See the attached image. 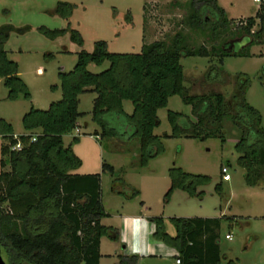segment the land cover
<instances>
[{
	"label": "trees",
	"instance_id": "obj_1",
	"mask_svg": "<svg viewBox=\"0 0 264 264\" xmlns=\"http://www.w3.org/2000/svg\"><path fill=\"white\" fill-rule=\"evenodd\" d=\"M187 5V27L207 33L208 39L225 32L232 22L216 0H188ZM257 5L253 17L237 21L231 35L239 40L211 45L209 49L202 45L188 47L185 37L176 33L166 42L142 44L137 53H109L101 40L94 41L92 50L87 52L81 49L79 33L68 24L58 30L37 29L48 40L67 34L69 42L80 50L75 53L71 70L58 72V85L51 87L59 90L60 99L50 102L45 110L29 107L21 116L23 134L13 136L10 124L0 119V255L4 253L7 264H98L100 239L118 240L115 228L100 224L108 215L101 205L99 175L69 173L80 166V160L70 146H63L62 136L73 131L77 120L85 116L77 110L82 94H94L89 116L99 132L93 131V136L116 138L122 143L136 139L140 164L161 152L153 130L159 126L156 112L166 107L168 98L178 96L182 104L191 108L195 119L190 122L182 114L167 111L166 121L174 137L203 140L213 136L223 143L220 122L228 116L238 130L233 150L236 165L244 170L245 185L264 184V129L258 112L244 101L247 79L236 85L228 101L218 93L189 96L182 86L179 64L186 57H211L220 63L224 57L248 55L246 51L251 46H264V0ZM74 7L57 2L51 14L68 21ZM27 31L26 27L0 26V79L10 101L18 93L28 101L29 94L17 77L16 64L7 59L3 44L10 33ZM103 62H108L105 70L97 74L87 71L89 65L100 66ZM123 102L131 104L130 114L123 112ZM17 142L21 149L10 151L9 147ZM5 159L9 169L1 171ZM100 168L112 173L103 163ZM168 178L165 201L178 189L191 196L195 186L208 180L175 168L168 170ZM117 181L112 182L111 192L126 199L137 196L135 190ZM116 183L124 189L123 194ZM220 190V185H215L217 194ZM146 220L154 227L152 239L174 249L178 264H219L217 232L221 219L169 218L173 236L165 233L161 216ZM117 259L119 264L137 261L135 256L117 255Z\"/></svg>",
	"mask_w": 264,
	"mask_h": 264
},
{
	"label": "rangeland",
	"instance_id": "obj_2",
	"mask_svg": "<svg viewBox=\"0 0 264 264\" xmlns=\"http://www.w3.org/2000/svg\"><path fill=\"white\" fill-rule=\"evenodd\" d=\"M219 1L227 7L226 17L232 22L225 32L211 40L207 33L200 34L187 27L188 0H0V26L28 28L24 34L10 33L4 50L7 59L16 64L17 77L29 94L28 101L20 93L15 100H8L0 79V119L10 124L14 134H22L20 119L29 107L45 110L50 102L60 99L59 90L51 87L58 85V72L71 70L80 48L69 42L67 34L54 40L46 39L37 31L39 27L58 30L68 24L79 33L83 42L81 49L87 52L92 50L94 41L101 40L109 53H137L142 44L166 42L176 33L185 37L188 47L202 45L209 49L211 45L239 40L231 35L237 21L253 17L258 7L253 0ZM57 2L75 6L68 21L51 14ZM246 53L248 55L224 57L220 63L211 57L181 58L182 86L189 96L218 93L228 101L236 85L246 78L244 101L258 112L264 128V46H252ZM48 54L50 57L46 56ZM107 67L108 62H103L100 66L89 65L87 71L97 74ZM93 97L90 93L79 97L77 110L85 113L78 121L79 133L71 131L63 135L62 144L70 146L80 160L81 165L74 173L99 175L101 200L109 214L100 220L102 226L115 228L118 214L136 212L141 203L147 216H161L165 229L171 233L173 227L168 219L172 217L219 218V264H264V184L245 185L244 170L236 165L237 155L233 150L238 130L230 117L225 116L220 122L223 143L213 136L203 140L174 137L166 121L167 111L182 114L190 122L195 119L191 108L182 104L178 96L168 98L166 107L156 112L159 126L153 130L161 152L140 164L136 139L122 143L116 138L93 136V131L99 132L89 116ZM122 109L130 114L132 106L123 102ZM84 123L88 125L83 127ZM163 134L170 137L163 138ZM73 137L77 141H72ZM6 161L1 171L9 169ZM102 163L110 167L112 173L102 171ZM224 165L228 168V182L220 181L219 168ZM171 168L208 180L195 186L191 196L178 189L165 201ZM262 176L264 180V173ZM114 180L135 190L137 196L126 199L111 192ZM217 184L221 188L218 194L214 191ZM116 185L123 194L121 185ZM225 235H230V241L224 239ZM98 252V264H119L120 246L115 241L102 237ZM1 255L7 264L4 253ZM135 264H173V260L146 258Z\"/></svg>",
	"mask_w": 264,
	"mask_h": 264
},
{
	"label": "crops",
	"instance_id": "obj_3",
	"mask_svg": "<svg viewBox=\"0 0 264 264\" xmlns=\"http://www.w3.org/2000/svg\"><path fill=\"white\" fill-rule=\"evenodd\" d=\"M216 3L218 5V7H220L223 10L225 17H226L227 7L224 5V3H221L219 0H216ZM226 18L228 20H232L228 17H226ZM3 50H4V44H3ZM79 97H78V105H79ZM80 119L77 120L76 128L73 130V131H75L76 134H78L79 130H80V126L78 123V121ZM87 125H88L87 123H84L83 127H86ZM12 134H13V136L19 135V134H14L13 131H12ZM80 165H81V163H80ZM73 171L74 170L69 171V173L70 174H78V173H74ZM78 175H84V174H78ZM220 181H221V179H220ZM100 200H101V196H100ZM101 205H102V208H103L104 212L106 213V215H109L108 212L104 208L102 200H101ZM146 212L147 211H146L144 204L141 203V205L137 208L136 212L118 214L117 226L115 227V229L118 232V240L115 242L117 245L120 246V254L119 255L135 256L137 258L136 263L138 261H142L143 259H146V258H160V259L164 258V259H172L173 264H175L174 257L176 256V252L174 251V249L167 247V246L163 245L162 243H160L159 241L152 239L151 235L153 233L154 227L146 219L149 217H153V216H147ZM164 223L165 222L163 220V228H164V231H166L165 233L169 236H173L174 230H173V233H171L168 228L165 229ZM99 248H100V241H99Z\"/></svg>",
	"mask_w": 264,
	"mask_h": 264
},
{
	"label": "built area",
	"instance_id": "obj_4",
	"mask_svg": "<svg viewBox=\"0 0 264 264\" xmlns=\"http://www.w3.org/2000/svg\"><path fill=\"white\" fill-rule=\"evenodd\" d=\"M254 2L256 4H258L259 3V0H254ZM0 141H1V139H0ZM30 141L33 142L34 141V138H31ZM20 149H21V145H20L19 142H17L15 145L9 147V150L10 151H14V152L15 151H19ZM219 174H220V179H221L222 182H228L229 181L230 177L228 175V168H227V166H225V165L224 166H220V168H219ZM224 239L227 240V241H230L231 237H230V235H225L224 236ZM174 262H175V264H178L179 263L177 259Z\"/></svg>",
	"mask_w": 264,
	"mask_h": 264
},
{
	"label": "water",
	"instance_id": "obj_5",
	"mask_svg": "<svg viewBox=\"0 0 264 264\" xmlns=\"http://www.w3.org/2000/svg\"><path fill=\"white\" fill-rule=\"evenodd\" d=\"M0 264H4V261L2 260L1 255H0Z\"/></svg>",
	"mask_w": 264,
	"mask_h": 264
}]
</instances>
